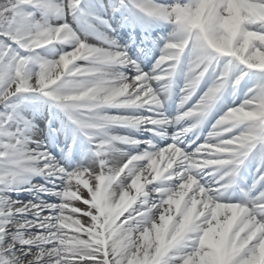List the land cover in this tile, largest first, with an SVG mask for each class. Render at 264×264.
Returning a JSON list of instances; mask_svg holds the SVG:
<instances>
[{"label":"snow or ice","instance_id":"obj_1","mask_svg":"<svg viewBox=\"0 0 264 264\" xmlns=\"http://www.w3.org/2000/svg\"><path fill=\"white\" fill-rule=\"evenodd\" d=\"M0 264H264V0H0Z\"/></svg>","mask_w":264,"mask_h":264},{"label":"rangeland","instance_id":"obj_2","mask_svg":"<svg viewBox=\"0 0 264 264\" xmlns=\"http://www.w3.org/2000/svg\"><path fill=\"white\" fill-rule=\"evenodd\" d=\"M41 101H44L43 98H39V99L34 98V99H32V100H30L28 102V107L29 106H34V105H36L37 103H39ZM42 111H44V109ZM34 182H43V181H42L41 177L37 176V177H34ZM11 195L13 196V198L20 199V200L33 199V196L30 193H27V192H21L19 194L11 193Z\"/></svg>","mask_w":264,"mask_h":264},{"label":"bare ground","instance_id":"obj_3","mask_svg":"<svg viewBox=\"0 0 264 264\" xmlns=\"http://www.w3.org/2000/svg\"><path fill=\"white\" fill-rule=\"evenodd\" d=\"M179 80V85H178V87L176 88V91H177V93H178V96H179V89H180V87H182V85H183V80L182 79H178ZM176 82V81H175ZM40 107L38 106V105H34V106H29V107H27V109H26V111H27V113L31 116V118H33L35 115H36V113H38V109H39ZM85 161H86V163H87V158H85Z\"/></svg>","mask_w":264,"mask_h":264}]
</instances>
